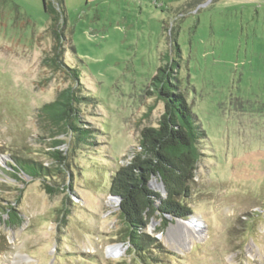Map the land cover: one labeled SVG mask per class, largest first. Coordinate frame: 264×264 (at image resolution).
<instances>
[{"label": "rangeland", "instance_id": "obj_1", "mask_svg": "<svg viewBox=\"0 0 264 264\" xmlns=\"http://www.w3.org/2000/svg\"><path fill=\"white\" fill-rule=\"evenodd\" d=\"M46 1L65 39L63 61L80 80L73 85L43 62L54 37L42 0H0V204L17 194L2 175L11 155L49 165L51 139L35 114L60 90L72 84L90 99L79 127L95 138L85 150L74 151L70 138L57 148L71 165L69 189L48 195L38 181L23 188V224L0 223V264H141L118 242L123 226L108 176L164 111L149 93L166 58L176 61L173 84L205 136L183 204L189 212L167 216L164 227L151 219L146 232L169 253L162 264H264V0L173 8L155 0ZM150 187L163 195L157 179ZM178 222L196 231L175 230ZM115 246L121 251L110 257Z\"/></svg>", "mask_w": 264, "mask_h": 264}, {"label": "trees", "instance_id": "obj_2", "mask_svg": "<svg viewBox=\"0 0 264 264\" xmlns=\"http://www.w3.org/2000/svg\"><path fill=\"white\" fill-rule=\"evenodd\" d=\"M57 2L61 4L62 0ZM42 4L44 12L50 16L54 37L49 56L43 62L50 70L62 72L76 85L80 73L77 68H68L63 61L65 39L61 29H56L58 18L49 1L42 0ZM176 68V61L166 58V64L157 69L149 94L163 103L164 111L155 127H145L140 131L138 145L133 147L127 164L108 176L109 194L119 202V219L123 226L118 242L124 244L131 257L141 264H162V257L169 255L146 229L151 219L162 221L164 227L167 216L177 218L189 212L183 204L190 196V185L202 155L201 143L205 133L184 94L173 84L176 79L172 74ZM72 84L60 90L53 101L36 110L37 123L51 139L48 145L52 151L46 153L50 157L49 165L16 153L10 156V162L1 172L5 179L17 186L14 201L0 204V223L5 228H18L23 224L18 205L28 182L38 181L48 195L70 188L64 183L66 176H70L71 165L57 149L65 144V139L70 138L74 151L93 145L94 132L79 127L80 106L90 99L80 97L79 90ZM151 110L152 107L148 114ZM154 178L163 186L162 196L150 187ZM58 212L61 218L68 215L64 206ZM165 260L170 261L169 258Z\"/></svg>", "mask_w": 264, "mask_h": 264}, {"label": "bare ground", "instance_id": "obj_3", "mask_svg": "<svg viewBox=\"0 0 264 264\" xmlns=\"http://www.w3.org/2000/svg\"><path fill=\"white\" fill-rule=\"evenodd\" d=\"M196 226V225H195ZM193 225H189L188 223H180L178 222V224L175 226V230H181V231H185V232H195L196 228ZM121 249L120 247H110L107 250V254L110 257H114L116 255H118L120 253Z\"/></svg>", "mask_w": 264, "mask_h": 264}, {"label": "crops", "instance_id": "obj_4", "mask_svg": "<svg viewBox=\"0 0 264 264\" xmlns=\"http://www.w3.org/2000/svg\"><path fill=\"white\" fill-rule=\"evenodd\" d=\"M190 0H155L154 2L159 4V6L167 7V8H173L182 5L185 2H188Z\"/></svg>", "mask_w": 264, "mask_h": 264}, {"label": "water", "instance_id": "obj_5", "mask_svg": "<svg viewBox=\"0 0 264 264\" xmlns=\"http://www.w3.org/2000/svg\"><path fill=\"white\" fill-rule=\"evenodd\" d=\"M42 6H43V4H42Z\"/></svg>", "mask_w": 264, "mask_h": 264}]
</instances>
